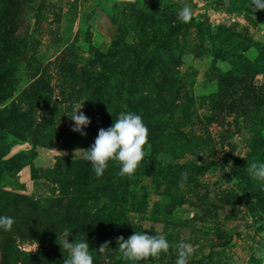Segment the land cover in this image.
Masks as SVG:
<instances>
[{
    "label": "rangeland",
    "instance_id": "rangeland-1",
    "mask_svg": "<svg viewBox=\"0 0 264 264\" xmlns=\"http://www.w3.org/2000/svg\"><path fill=\"white\" fill-rule=\"evenodd\" d=\"M250 2L0 0V191L30 199L6 200L0 247L7 233L63 264L69 234L93 264H132L117 237L138 231L170 244L138 264H175L179 241L187 264H264V182L248 172L264 161V10ZM122 111L146 124L145 155L131 177L114 161L97 177L84 150Z\"/></svg>",
    "mask_w": 264,
    "mask_h": 264
},
{
    "label": "clouds",
    "instance_id": "clouds-1",
    "mask_svg": "<svg viewBox=\"0 0 264 264\" xmlns=\"http://www.w3.org/2000/svg\"><path fill=\"white\" fill-rule=\"evenodd\" d=\"M249 9L253 12L264 10V0H251ZM177 18L183 23L190 22L192 19L191 6L185 3L179 9ZM80 108H75L69 116L74 122L72 130L83 136L87 134L84 129L91 123V120L83 112L77 114ZM148 131L141 115L132 111H122L111 126L98 130L94 143L84 150V158L91 164L97 177L104 174L109 161L119 164L121 177H131L145 155L144 146L147 143ZM248 172L253 180L264 182V161L252 163ZM14 223V217L0 215V230L9 231ZM67 237L63 240V244H60L68 252L63 264H93V255L89 251L90 246L86 238L79 240L74 238L69 241ZM117 244L122 258L132 262V264H138L139 261L149 257L157 258L162 252L166 253L170 247L169 241L164 236L138 231L126 239L123 236L117 237ZM109 247V242H105L97 250L104 252ZM176 251L175 264H187L188 257L193 254V247L187 242L179 241L176 245ZM256 256L264 258V249H258Z\"/></svg>",
    "mask_w": 264,
    "mask_h": 264
},
{
    "label": "trees",
    "instance_id": "trees-1",
    "mask_svg": "<svg viewBox=\"0 0 264 264\" xmlns=\"http://www.w3.org/2000/svg\"><path fill=\"white\" fill-rule=\"evenodd\" d=\"M194 142L192 143V146L200 149L204 142L197 136H195ZM1 196L2 198H0V204L4 201V203L1 205L2 208L0 209V215H5L6 211H10V204H8L6 202V200H11L14 202H17L18 200H28L30 201V199L26 196H22V195H18L15 193H12L10 191L7 190H1ZM36 202H41V201H36ZM43 202V200H42ZM42 208L44 209V205L41 206L40 204L36 203V207L32 208V214L30 215H35L37 219L40 218V215L42 214H35L36 212H42ZM25 218H28V216L26 214H22L21 215V219H22V223L23 220ZM38 223L40 222V220H36ZM26 222V221H25ZM40 229H36V231L43 236V233H45L46 231L44 230H40ZM35 231V230H34ZM20 233L23 232V230H19ZM37 235V234H36ZM6 238L4 239L3 243L1 244L0 247V253H1V261L0 264H14V262H16V260H19L21 263H26V264H44L47 261V258L49 257L47 254H45V250L44 248H40V251L36 252V253H27L24 251H20L18 249L14 247H12V241L10 240V236L9 234L6 233ZM52 261H54V259H51Z\"/></svg>",
    "mask_w": 264,
    "mask_h": 264
}]
</instances>
